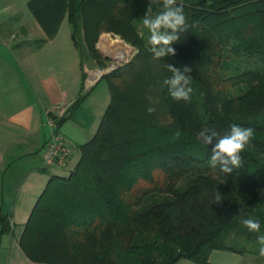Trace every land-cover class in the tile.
Here are the masks:
<instances>
[{"label":"trees","instance_id":"trees-1","mask_svg":"<svg viewBox=\"0 0 264 264\" xmlns=\"http://www.w3.org/2000/svg\"><path fill=\"white\" fill-rule=\"evenodd\" d=\"M47 1L29 6L47 11ZM177 2L188 29L171 45L175 55L156 59L139 20L149 3L161 11L163 0H67L63 12L82 61L86 52L99 59L102 32L119 34L138 52L100 77L110 101L94 135L79 146L69 173L51 175L37 197L19 237L32 261L209 264L213 250H226L264 264L256 242L264 234V0ZM168 64L191 68L189 101L170 96ZM232 124L253 128L254 137L242 167L226 174L210 167L212 145L197 133L224 135ZM245 218L258 220L260 232H249ZM11 231L0 212V239Z\"/></svg>","mask_w":264,"mask_h":264},{"label":"crops","instance_id":"crops-1","mask_svg":"<svg viewBox=\"0 0 264 264\" xmlns=\"http://www.w3.org/2000/svg\"><path fill=\"white\" fill-rule=\"evenodd\" d=\"M29 1L0 0V212L13 226L11 233L1 238L0 264H43L27 257L19 237L49 177L60 175L59 168L44 167L40 155L49 135L46 111L55 106L62 109L55 112L58 119L64 118L60 131L80 146L94 135L109 98L108 93L101 98L95 93L100 78L87 84V77L80 92L85 67L63 12L67 0H48L50 8L38 13ZM12 51L19 56H10ZM76 152L73 167L80 157V151ZM17 225L19 231L14 236ZM216 256L218 262L213 260ZM232 256L239 258L234 264L246 258L232 251L213 250L209 264H228L225 261Z\"/></svg>","mask_w":264,"mask_h":264},{"label":"clouds","instance_id":"clouds-1","mask_svg":"<svg viewBox=\"0 0 264 264\" xmlns=\"http://www.w3.org/2000/svg\"><path fill=\"white\" fill-rule=\"evenodd\" d=\"M144 29H147V42L150 45V51L154 58L160 59L168 55H175V50L171 46L180 39V33L188 29V18L184 12V6L178 4L177 0H163L162 10L153 13L151 3L145 9V15L139 20ZM143 35V32H141ZM171 77L164 80L168 86L170 96L174 100L189 101L193 89L190 87L192 76L189 74L191 68L185 66L183 70L167 65ZM150 103H157L151 97ZM222 111V106L218 108ZM148 113L156 111L155 107H149ZM180 136V132H176ZM254 137V129L244 128L236 124L230 125V131L220 135L215 129L204 128L197 133V139L206 145H212L210 149L209 165L213 169L219 168L220 172L230 174L234 169L242 167L241 153L246 150ZM215 141V142H214ZM219 195L217 200H219ZM242 224L249 232L259 233L261 224L258 220L252 218L242 219ZM259 245V256L264 257V234L256 238Z\"/></svg>","mask_w":264,"mask_h":264},{"label":"rangeland","instance_id":"rangeland-1","mask_svg":"<svg viewBox=\"0 0 264 264\" xmlns=\"http://www.w3.org/2000/svg\"><path fill=\"white\" fill-rule=\"evenodd\" d=\"M188 1H190V3H192V4H195L194 5L195 7H196L197 4L200 3L199 2L200 0H188ZM8 24H10V23H8ZM105 36L108 37V39L110 38V39H112L114 41L121 42L124 46H126L128 48V52L126 53V56H123V59L122 60H120V61L117 60V57H116L117 51H115L114 50V47L110 46L109 44H106V47H105L104 50L101 49L102 40H103V38ZM18 40H21V39L19 38ZM112 40H110V41H112ZM95 47H96V49L98 51V55H99L98 57H99V59L96 58V57L93 58L91 55H88L87 52L85 53L86 55L84 56L83 63H84V67H85V71L84 72H85V75H86L85 76V80L89 76H92V75L97 76L98 74L100 75V72H103L104 73L103 75H105V74H108V73L114 71L115 69H117L119 67H122L123 65L127 64L128 62H130L131 59L138 52V48H136L135 45H133L132 43L126 41L119 34H117L115 32H102V33H100L98 35L97 39H96ZM12 52H13L14 55H12V53H9L10 56H13V57L15 56V58L17 56H19L14 51H12ZM95 71H97L99 73L98 74H94ZM90 87L91 86H89L88 88H90ZM243 90H244V87H242L241 92ZM96 92L100 96V98H101V96L103 94L104 95L106 93L109 94V98H108V100L106 101V103L104 105V108H106L107 104L110 101V93H109L108 85H107V82H106L105 78L100 79L97 87H95V93ZM144 98H145L144 95L140 96V99L141 100H143ZM75 153L76 154L74 155V159L72 158V161L69 162V164L66 167L59 168L58 171H57V173H59L60 175H65V174H68L69 173L70 169L73 168V163L77 159V156H78V152H75ZM18 226L19 225H17L14 228V236H16L17 233H18V231H19V227ZM12 230H13V226H12ZM0 241H1V239H0ZM235 255H237V254H235ZM236 257H239V256H236ZM236 259H239V258H234L232 256L231 259H228L226 261L225 260H222V261H225L228 264H234L235 262H237ZM213 260H214V262H218L220 260V257L216 256ZM240 260H241V263L240 264H259L257 261H252V260L250 261V259L247 260V256H246L245 259L243 258V261H242V259H240ZM240 260L238 262H240ZM181 264H194V263L191 262V261H184L183 260L181 262Z\"/></svg>","mask_w":264,"mask_h":264},{"label":"built area","instance_id":"built-area-1","mask_svg":"<svg viewBox=\"0 0 264 264\" xmlns=\"http://www.w3.org/2000/svg\"><path fill=\"white\" fill-rule=\"evenodd\" d=\"M98 76L99 74L90 76L87 79V84H92ZM61 111L59 106H55L54 109L46 111L45 114V124L49 128V135L40 150L44 167H66L73 154L79 151V146L60 131L57 124L59 117L55 112L61 113Z\"/></svg>","mask_w":264,"mask_h":264},{"label":"bare ground","instance_id":"bare-ground-1","mask_svg":"<svg viewBox=\"0 0 264 264\" xmlns=\"http://www.w3.org/2000/svg\"><path fill=\"white\" fill-rule=\"evenodd\" d=\"M110 39V38H109ZM108 39V37H104L102 40V45H101V49L104 50L106 47V44H109L110 46L114 47V50L117 51L116 57L117 60L120 61L123 59V56H126V53L128 52V48L126 46H124L121 42L119 41H114L112 39V41H110ZM110 48V47H109ZM108 48V49H109ZM120 52V53H119ZM114 59V58H113ZM116 60V59H115ZM99 72L95 71L94 74H98Z\"/></svg>","mask_w":264,"mask_h":264},{"label":"water","instance_id":"water-1","mask_svg":"<svg viewBox=\"0 0 264 264\" xmlns=\"http://www.w3.org/2000/svg\"><path fill=\"white\" fill-rule=\"evenodd\" d=\"M104 73L102 72V73H100V75L98 76V78H100L102 75H103Z\"/></svg>","mask_w":264,"mask_h":264}]
</instances>
